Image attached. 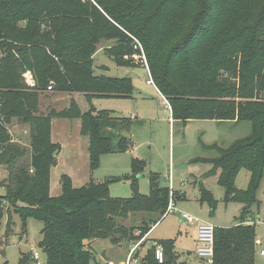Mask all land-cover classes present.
<instances>
[{
  "label": "trees",
  "instance_id": "obj_1",
  "mask_svg": "<svg viewBox=\"0 0 264 264\" xmlns=\"http://www.w3.org/2000/svg\"><path fill=\"white\" fill-rule=\"evenodd\" d=\"M192 7L198 8L195 15ZM45 19L58 26L43 30ZM104 39L114 41L105 50L123 66L136 65L133 55H142V45L153 81L169 100L174 119L254 124L249 138L229 148L213 146L220 154L208 159L226 188V199L245 206L237 224L216 227L213 264H255L256 229L249 218L264 178V0H0V121L3 114L19 117L31 123L32 131L33 173L23 169L21 184L15 189L7 186V195L24 204V221L31 216L43 221L40 246L48 264H93L85 240L114 236L119 242L129 236L136 241L152 229L149 220L139 227L118 225L117 216L138 211L165 214L171 196L185 197L174 191L171 195L158 174L151 175L148 194L135 190L129 198L112 197L106 184L94 178L75 187L68 174L61 176L63 194H50L53 151L58 149L51 137L55 117L81 120V132L89 137L92 173L103 152L125 151L132 145L123 134L133 125L131 118L94 108L82 112L74 99L60 111L39 109L40 90L53 80L59 91L83 92L89 99L132 96L131 77L93 73V55ZM54 56L61 58L59 63ZM0 123L9 140L7 121ZM145 163L133 159L137 179ZM243 168L251 174L245 190L236 186ZM204 199L215 203L206 189ZM158 243L165 260L159 262L151 246L140 264L185 263L179 262L174 239Z\"/></svg>",
  "mask_w": 264,
  "mask_h": 264
},
{
  "label": "rangeland",
  "instance_id": "obj_2",
  "mask_svg": "<svg viewBox=\"0 0 264 264\" xmlns=\"http://www.w3.org/2000/svg\"><path fill=\"white\" fill-rule=\"evenodd\" d=\"M190 11L195 15L198 8L192 7ZM43 22V30L46 25L54 28L58 26L57 21L52 23L45 19ZM30 38L33 39V35ZM113 43V40L106 39L100 42L93 55V73L131 77V97L94 96L89 99L83 92L59 91L58 82L53 80L49 82L53 85L52 89H49V85L40 90L39 109L44 113H49L52 109L60 111L68 108L74 99L82 112L94 108L96 112L131 118L133 125L129 130L123 131V134L130 137L132 145L125 151L103 152L99 167L92 173L89 137L81 132V120L55 117L52 120L51 137L58 144V149L53 151L55 161L51 165L50 194L56 197L63 194L61 176L68 174L75 187L94 178L106 184L112 197L129 198L135 190L148 194L150 177L158 174L160 181L171 188V194L173 191L185 193L182 199L171 197L169 200V203H176L177 210L171 212L167 209L165 214L131 212L127 216H117L115 223L139 227L145 220L153 222L151 231L146 233L145 240L135 253L138 260L136 264H140L147 250L155 245L154 242L171 239L175 240V250L180 254L179 262L204 264L195 253L199 222L184 219L181 211L216 227H229L239 222L245 206L239 200L226 199V188L217 181L208 158L220 154L213 146L229 148L234 142L249 138L254 131V124L250 120L173 119L172 111L166 106L167 97L158 91L155 84L147 83L152 75L149 74L146 63L138 57L136 65H118L114 56L105 50ZM54 59L58 63L61 60L56 56ZM18 98L16 96L11 100L16 102ZM2 117L1 121H7L10 137L9 140L5 139L0 130V264H20L23 257L26 259L21 264H48L47 254L40 246L43 221L32 216L24 221L21 216L24 204L15 196H8L6 189L7 186L15 189L21 184L23 169L33 173L31 123L19 117L6 118V114ZM134 158L146 162L138 179L132 171ZM250 180V171L243 168L236 180L237 188L248 189ZM203 189L212 194L214 205L209 200H203ZM251 212L249 219L255 223L256 237L259 240L256 244L255 264H264V254H261L264 250V178ZM115 238L94 236L84 241L85 248L92 254L93 264H122L128 258L130 248L140 241L131 240L128 236L117 242ZM36 251L39 253L38 260L34 258Z\"/></svg>",
  "mask_w": 264,
  "mask_h": 264
},
{
  "label": "built area",
  "instance_id": "obj_3",
  "mask_svg": "<svg viewBox=\"0 0 264 264\" xmlns=\"http://www.w3.org/2000/svg\"><path fill=\"white\" fill-rule=\"evenodd\" d=\"M140 47H141V45H140ZM141 49H142V47H141ZM126 57L128 58V56H126ZM138 57H140L142 59V61H144L146 63L147 69H148L149 74H150V69L148 67L147 58L145 57L143 50H142V55H133V58H135V60ZM147 83L148 84H155L152 77L147 80ZM49 89H52L51 85L49 86ZM166 106L169 110L172 111V106L167 99H166ZM167 209H168V211H171V212L176 211L177 210L176 203L174 204L173 201L170 202ZM181 215L184 219H187L188 221H198L199 222L198 234H197L196 254L204 262V264H213L214 255H215L214 247H215V229H216V226H214L212 223H210L208 221L200 220L199 218L194 217V216H192L189 213L184 212V211H181ZM142 238L140 239V241L136 245H134L130 248L128 258L122 264H136L137 263L138 260H137L135 253H136L137 249L140 247V245L142 244V241H144L146 237H144L143 239ZM154 244H155L154 245L155 246V256L159 262H163L165 260L164 248L158 242H154ZM261 254H264V250L261 251ZM34 258L36 260L39 259V253L37 251L34 252Z\"/></svg>",
  "mask_w": 264,
  "mask_h": 264
},
{
  "label": "crops",
  "instance_id": "obj_4",
  "mask_svg": "<svg viewBox=\"0 0 264 264\" xmlns=\"http://www.w3.org/2000/svg\"><path fill=\"white\" fill-rule=\"evenodd\" d=\"M158 89V88H157ZM158 91H159V89H158ZM160 92V91H159ZM161 93V92H160ZM162 94V93H161ZM173 118V117H172ZM174 119V118H173ZM195 241H196V246H197V238L195 239ZM259 242V240L257 239V243ZM196 253V252H195ZM197 255V254H196ZM198 257V256H197ZM180 260V259H179Z\"/></svg>",
  "mask_w": 264,
  "mask_h": 264
},
{
  "label": "water",
  "instance_id": "obj_5",
  "mask_svg": "<svg viewBox=\"0 0 264 264\" xmlns=\"http://www.w3.org/2000/svg\"><path fill=\"white\" fill-rule=\"evenodd\" d=\"M103 256H104L105 258H107V257L105 256V254H103Z\"/></svg>",
  "mask_w": 264,
  "mask_h": 264
}]
</instances>
